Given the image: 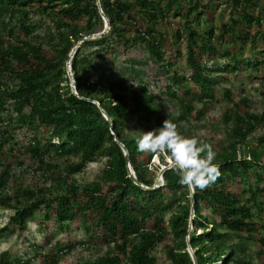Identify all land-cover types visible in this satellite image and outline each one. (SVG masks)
<instances>
[{"label":"trees","instance_id":"1","mask_svg":"<svg viewBox=\"0 0 264 264\" xmlns=\"http://www.w3.org/2000/svg\"><path fill=\"white\" fill-rule=\"evenodd\" d=\"M185 2L99 0L98 5V0H0V207L13 210L0 234L23 232L41 214L44 222L52 221L60 230L80 222L87 236L85 241L66 244H53L48 236L35 256L41 264H59L62 255L79 245H114L115 253L107 252L93 264H158L153 252L169 233L174 236L168 251L171 264H195L189 248L196 264H253V256L244 253L247 243L257 245L264 256V232L255 218L264 210L260 186L264 136L258 146L248 147L249 138L264 123V112L252 113L250 100L243 98L223 113L225 138L215 150L221 176L205 190L197 189L194 203L170 168L154 188L151 156L137 150L139 134L127 132L132 126L158 129L165 119L177 126L199 121L219 101L222 72L239 73L242 66L256 70L263 64L256 57L237 56L231 48L239 41H250L257 48L262 40L263 33L242 30L244 25H262V14L251 13L257 0H233L237 18L221 27L220 38L215 27L205 26L200 32L194 25H207L208 7ZM101 11L110 22L109 32L82 41L104 30ZM40 15L51 18L52 25L43 29L34 23ZM171 15L184 21L173 35L164 29ZM171 38L187 43L189 75L174 70L182 51L174 58L166 56L164 46ZM217 39L226 46L216 45ZM80 42L70 60L75 94L67 65ZM138 46L149 53V61L159 64L152 69L158 84L160 75L169 76L159 86V95H152L147 84H130L144 75L136 66L150 63L142 59H125L121 73L125 72L115 78L85 76L93 59L102 61L92 68L99 72L117 59L118 48ZM224 60L229 63L223 68ZM223 95L233 102L231 89L225 88ZM169 103L176 106L174 110ZM98 160H105L100 180L84 183L74 178ZM129 164L150 189L135 183ZM167 166L163 160L162 170ZM17 167L42 173L46 183L36 188L14 185ZM170 213L167 226L165 217ZM42 225L49 233L48 224ZM7 254L0 264H31V260L11 261Z\"/></svg>","mask_w":264,"mask_h":264},{"label":"rangeland","instance_id":"2","mask_svg":"<svg viewBox=\"0 0 264 264\" xmlns=\"http://www.w3.org/2000/svg\"><path fill=\"white\" fill-rule=\"evenodd\" d=\"M183 4H186V0H181ZM188 1V0H187ZM200 9H204V7H208L207 13L208 18L202 17V19L206 18L208 21L207 25L202 24L198 26L196 24L195 27L199 29L200 32L204 30L205 26H213L216 28L215 35L220 38L222 30L221 27L229 23L231 17L237 18V13L233 9V0H192ZM258 6L251 9V13L255 16L258 14H262L263 23L260 27L257 25H253L251 27H247L244 25L242 27L243 31L250 32L252 35L256 33H263L262 40H259L257 48L250 41H239L236 45H232V51L237 56H242L243 58H254L263 64L258 68H242L243 70L239 73H234L232 70L224 71L221 74L224 76V80L221 82L220 87L218 88V99L219 101L212 103L209 108L206 116L199 120L194 121L190 120V123L181 122L178 126V131L186 136V137H197L201 144L209 143L213 146L214 151L218 150V146L223 140L224 137V124L222 122V115L223 113L232 108L235 103H238L241 99L246 98L250 100L251 108L250 111L255 114H262L264 112V0H257ZM34 23H38L39 26H42L43 29L50 27L52 25L51 18L45 16H37L33 18ZM84 22V21H83ZM82 22V23H83ZM184 21L181 18L173 17L172 15L169 17V20L164 25V29L169 32L170 35L177 30L183 27ZM105 28V26H104ZM41 29H38L40 31ZM105 30V29H104ZM104 30L98 34H94L90 37H87V40L95 39L101 37ZM109 32L106 31L105 34ZM82 40V41H87ZM81 41V42H82ZM81 42L76 46H81ZM216 45L221 46L220 48H224L223 41L219 39L216 40ZM186 47L187 43L182 40L181 42H176L173 38L169 40L165 46L164 50L166 51V56L169 57H176L178 51L183 52V56L177 58V65L175 66L174 70L180 71L182 74L189 75L190 70L187 66L186 62ZM77 49V50H78ZM120 54L117 55V59L110 63V65H104L102 71L95 72L92 70L93 67L99 66L102 61L98 59H93L92 65L85 71V76L90 79L100 78L103 76H111L115 78L116 74L121 73V68L125 67L123 62L125 59L129 57L136 58L138 60H145L146 62H150L148 66H136L137 69L142 70L144 72L143 77L137 79V82H130L133 84H147L149 86V91L152 95H159L161 92L160 87L164 85V81L169 79V76L166 73H163L158 77V81L162 82L158 84L156 81L153 72L155 69H158L159 64L149 61V53L145 50L144 47L138 46L129 49L125 48H118ZM89 52V51H87ZM85 54V51L83 52ZM107 58L109 60L113 59V54L108 53ZM85 63L87 61H84ZM228 60H224L222 62L223 68L226 67L228 64ZM83 66V64H81ZM152 69L153 72H152ZM112 70V74L108 71ZM160 74L163 72L160 68ZM123 71L122 73H124ZM121 73V74H122ZM71 80V79H70ZM122 82V81H121ZM74 84L70 83V87ZM160 86V87H159ZM225 88H229L233 92V102L228 101L223 92ZM73 92L74 89L72 88ZM173 110L176 107L175 105L172 106L170 103L168 104ZM171 105V106H170ZM201 105H198L200 108ZM182 128L184 130H182ZM141 131H148L145 130L142 126H132V128H127V132L133 134H140ZM26 132L23 131V135ZM264 136V123L260 126L256 132L249 138V149H253L254 147L258 146L259 139ZM23 139V138H22ZM57 142V141H56ZM242 152L239 156H242ZM147 156H151L149 171L150 173L156 174V183L155 186H159V184L163 183L161 179V172L163 160L167 167H169V156L166 153H156L151 154L147 153ZM246 156H250V154L246 153ZM163 158V159H162ZM73 161V160H72ZM77 161V160H75ZM29 164V162H28ZM105 167V160H98L94 163L88 165L86 170L78 175H75L74 178L78 179L80 182H92L96 180H100L102 172ZM166 168V167H165ZM256 171V170H255ZM255 171H252L254 173ZM16 181H14V185L16 186H23V187H31L36 188L40 185L44 184V177L42 173L37 172L32 169H26L23 171L22 168L17 167L16 169ZM50 178V177H49ZM252 182L255 183V178H252ZM46 183V182H45ZM48 183H52L51 178L49 179ZM243 186V185H242ZM261 187H264V182L260 183ZM147 187V186H146ZM54 192V191H53ZM255 216H257L256 212L258 210H254ZM13 214V210H9L6 208L0 207V229L3 228L7 223L10 215ZM170 214H167L165 217L166 225L168 226V220L170 218ZM259 220V230L264 232V210H262V214L259 217H255ZM43 215L37 214L34 220H31L27 223L26 228L23 232L15 231L14 233H8L5 235L0 234V258L5 252H9V256L11 261L15 260H31V264H41V258L35 257L38 253L39 246H41L44 240L51 236L53 244L60 242V244H66L67 242L74 241L80 242L87 240V236L83 230V226L80 222H75L74 224L70 225V228L66 230H60L57 228V225L54 224L52 221L44 222ZM48 224L50 228V232H46V228L42 225ZM263 226V228H262ZM41 228V230H40ZM174 244V236L169 233L166 239L161 243L157 249L153 252L155 257L157 258L158 264H171L168 259V251L170 247ZM244 253L246 255L253 256L252 262L253 264H264V256L259 254L260 248L257 245L247 243L245 245ZM189 251L192 253V250L189 248ZM107 252L115 253L114 245L110 246H101L100 248H89L83 246H77L74 250L70 253H66L62 255L59 264H93L99 257L104 256ZM260 256V258H259Z\"/></svg>","mask_w":264,"mask_h":264},{"label":"clouds","instance_id":"3","mask_svg":"<svg viewBox=\"0 0 264 264\" xmlns=\"http://www.w3.org/2000/svg\"><path fill=\"white\" fill-rule=\"evenodd\" d=\"M135 144L140 152L168 153L169 168L179 177V184L192 193L205 190L221 176L213 146L182 135L171 120L165 119L158 129L141 131Z\"/></svg>","mask_w":264,"mask_h":264},{"label":"water","instance_id":"4","mask_svg":"<svg viewBox=\"0 0 264 264\" xmlns=\"http://www.w3.org/2000/svg\"><path fill=\"white\" fill-rule=\"evenodd\" d=\"M98 5H100L99 0H98ZM101 14H102L103 19H104V21H105V28H104L105 30H104V32L101 34V35H104V34L106 33V31L110 30V22H109V20L107 19V17L105 16V14H104L102 11H101ZM83 40H87V39L84 38ZM77 49H78V47H75V48L73 49V51L71 52L70 57H69V60H68V65H67L69 78L72 80V83L74 84V85L72 86V88L74 89V93H75V94H77V93H76L75 80H74V78H73V74H72V68H71L70 60H71V59L73 58V56L76 54ZM103 114H104V116H105L107 119H109L108 114H107L105 111H103ZM128 169H129V172H130V175H131L132 179L135 181L136 184L140 185L141 187H143V188H145V189H150V188H148V187L142 185V184L139 182V180L136 178V175H135V173H134V170H133V168L131 167L130 164H129ZM166 169H169V167L164 168L163 171L161 172V179H162V180H164V179H163V173L165 172ZM154 188H157V186H155ZM191 198H192V203H194V193H192V192H191ZM191 255H192V257H193V259H194V262H195V264H196V258H195V255L193 254V252L191 253Z\"/></svg>","mask_w":264,"mask_h":264}]
</instances>
